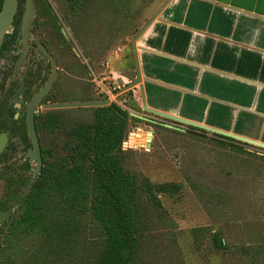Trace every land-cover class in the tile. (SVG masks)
<instances>
[{
	"label": "rangeland",
	"instance_id": "1",
	"mask_svg": "<svg viewBox=\"0 0 264 264\" xmlns=\"http://www.w3.org/2000/svg\"><path fill=\"white\" fill-rule=\"evenodd\" d=\"M69 1L40 0V25H43L45 34H51L54 29L51 18L54 19L76 56L86 63V69L90 62L94 63L87 45L97 47L107 32L112 31L110 35L116 32L119 22L122 30L119 36L115 34L114 41L105 42L109 51L101 59L103 63L93 65L96 78L87 73L72 75L71 65L78 60L71 53L64 51L60 54L61 69L56 91L61 102L95 98L88 97L90 92L80 91L85 84L92 86L95 96L99 95L102 86L113 92V86L122 84L116 67L118 62L113 64L114 59L119 61L116 48L128 46L131 52L132 40L158 3H152L153 0H91L86 4L87 12L76 19L70 15ZM117 1L124 2V5ZM126 71L135 74L133 70ZM131 96L127 92L123 97L113 95L111 99L130 112L141 113L131 108ZM49 112L60 113L61 127L46 138L45 144L56 145V155H59L65 152L63 145L68 137L67 129L78 123L92 122L95 107L51 109ZM149 129L154 130L151 146L147 145ZM126 141L125 166L132 172L148 177L154 183L185 185L180 193L161 197L171 219L169 226L159 224L143 235L133 264H224L208 240L201 249L195 245L192 231L206 226L223 232L233 246L264 242L263 149L252 146L241 149L232 141H226L233 144V147H227L218 143V138L211 132L204 138L134 119L129 121ZM34 169L35 163H32L27 177ZM2 173L0 167V193L6 186ZM196 184L208 193L204 199L194 189ZM12 205L15 216L19 206L16 202ZM2 239L0 232V244ZM77 264L93 263L83 260Z\"/></svg>",
	"mask_w": 264,
	"mask_h": 264
},
{
	"label": "trees",
	"instance_id": "2",
	"mask_svg": "<svg viewBox=\"0 0 264 264\" xmlns=\"http://www.w3.org/2000/svg\"><path fill=\"white\" fill-rule=\"evenodd\" d=\"M90 1L70 0L69 6L84 12ZM129 94L131 108L140 111L133 91ZM130 119L140 121L116 103L95 107L92 122L67 129L64 153L56 155L57 146L51 145L55 151L44 153L36 177H19L16 186L10 181L12 194L21 196L17 214L0 228V264H133L143 235L159 224L169 226L161 197L178 194L185 185L154 183L125 166L123 145ZM214 136L227 147L233 144L226 141L241 149L255 147ZM29 184L28 194L19 191ZM193 187L202 199L208 194L197 184ZM192 233L198 249L208 240L224 264H264V242L233 246L223 232L209 226Z\"/></svg>",
	"mask_w": 264,
	"mask_h": 264
},
{
	"label": "crops",
	"instance_id": "3",
	"mask_svg": "<svg viewBox=\"0 0 264 264\" xmlns=\"http://www.w3.org/2000/svg\"><path fill=\"white\" fill-rule=\"evenodd\" d=\"M137 43L149 107L264 142V0H171Z\"/></svg>",
	"mask_w": 264,
	"mask_h": 264
},
{
	"label": "flooded vegetation",
	"instance_id": "4",
	"mask_svg": "<svg viewBox=\"0 0 264 264\" xmlns=\"http://www.w3.org/2000/svg\"><path fill=\"white\" fill-rule=\"evenodd\" d=\"M4 2L5 0H0V11L3 9ZM118 3H121L122 6L124 5V2ZM27 4V0H17V9L11 23V29L4 34L0 46V136L2 134H6V145L0 155V167L3 171L2 177L6 180V186L2 193H0V210L11 212L10 217L0 225V228L11 219L13 212L15 211V207L14 205H12V202H16L19 206L18 200L20 199L21 195L14 196L12 194L15 189L10 181L14 179V185L16 186V184L18 185L19 183V177L27 178V172L29 171V168L26 161H29L30 168L31 164L35 163L36 168V161L30 162L29 157H27V153L32 147V140L28 132L27 118L28 108L33 97L46 84L52 71L51 60L45 54L43 48L47 49L53 56L58 67V75L59 70L61 69L59 65L60 54H64L65 52H67L71 53L70 55H72V57H75L76 61L78 60L77 63L74 62V64L71 65L72 67L70 73L72 75L75 76L81 75L82 73H87V75H93L96 78L93 65H97V63L98 65H100L101 63H103V56L106 55V53L109 51V47H106L107 43L105 42L114 41L115 34L116 36H119V32L122 30V28L119 27V22L117 23L116 32L111 35L110 33L112 31L107 32L104 37H101L100 43L97 47H95V45H87V50L91 55V59H94V63L92 64L90 62L88 69H86V63L82 62L79 57L76 56V54L72 50L70 42L68 41V39L64 38L58 23L54 19L51 18L52 26L54 27L53 33H44V27L43 25H40V0H32V5L34 7V16L32 18L31 25L28 27V34H26V36L24 35L23 22L27 11ZM84 12L87 11L84 10ZM84 12L83 10H78L72 4L70 5V15L72 17L77 19V17ZM131 52L129 51L128 46H119L116 48L115 53L117 54V57L121 59V61H118L119 65L116 64V67H118L117 70L120 75V80L122 81L121 85L117 84L116 86L112 87V96L114 95L116 98L123 97L127 92L133 91L135 88L133 87L129 90H124L127 85L135 81H124V77L127 74L124 64V58L128 55V53L131 54ZM96 53L98 54L96 55ZM106 64L107 66L110 65L109 62H107ZM113 64H115V62ZM56 81L48 95L41 100L35 112L36 132L39 137L42 155H44V153L55 151L54 149H50L49 145L45 144V140L47 137H50V135L54 134L57 130H60V113L49 112L51 109H44L42 107V105L45 103L61 102L56 91ZM80 91L90 92L88 97L94 96L95 98H84L78 99L76 101L110 99L111 104H118L116 101H112L114 99L105 97L101 90H99L98 96L93 95L92 86H86L85 84L84 88L80 87ZM139 114L144 115L142 112ZM145 115L158 121V123L150 122L140 118L138 119L150 123L151 125L162 127L165 126L160 123H171L170 120H161L151 114ZM50 119H53L52 124H46L49 123ZM188 129L190 132L186 133L189 134H195V132H198V130H196L195 128L188 127ZM203 133L208 134V132L206 131H204ZM52 146L54 147V145ZM5 152L6 156L3 157V154ZM28 186L24 188L20 187L19 191L21 193L28 194L30 192L29 191L27 193Z\"/></svg>",
	"mask_w": 264,
	"mask_h": 264
},
{
	"label": "water",
	"instance_id": "5",
	"mask_svg": "<svg viewBox=\"0 0 264 264\" xmlns=\"http://www.w3.org/2000/svg\"><path fill=\"white\" fill-rule=\"evenodd\" d=\"M27 11L24 17V22H23V33L26 36L28 34V27L31 25L32 18L34 16V7L32 5V0H27ZM171 0H167L161 8L154 14V16L144 25V27L139 31V33L136 35L135 39L132 41L133 45V51H134V57H135V63H136V69H137V79L127 85L124 90H129L135 86H139L141 89V95H142V104H143V110L146 112V114H151L153 116H156L157 118L161 120H170L171 123H160L163 126L182 131V132H190L188 127L191 128H196L198 132H195L200 137H207L206 133H203L204 131L206 132H212L218 135H223L227 136L230 138H233L237 141L248 143L250 145H253L255 147L261 148L264 150V142L255 140L249 137H245L242 135H238L229 131H225L222 129L214 128L209 125H205L203 123L191 121L189 119H185L183 117H180L178 115H174L171 113H167L164 111H160L157 109H153L147 105L146 98L144 95V90H143V85H142V73L140 69V63H139V57H138V43L137 41L140 39V37L144 34V32L149 28V26L154 22V20L157 19V17L160 15L164 7L170 2ZM17 9V0H5L3 9L0 11V46L3 40L4 34L11 29V23L15 14V11ZM45 51V54L49 57L52 63V71L51 75L46 82V84L40 89V91L35 94L33 97L29 108H28V118H27V124H28V132L29 136L32 140V147L27 153V157H29L30 162L36 161V168L33 173V176L36 177L40 172L43 167V155H42V149L39 141L38 134L36 132V125H35V112L37 106L40 104L41 100L48 95L50 90L52 89L57 75H58V67L57 64L51 55V53L43 48ZM111 104L110 99H105V100H89V101H70V102H55V103H45L42 105L44 109H63V108H80V107H99V106H106ZM131 115L147 120L150 122L158 123V121L146 116L142 115L139 113H134L131 112ZM149 133L147 145L151 146L153 136H154V130L149 129L147 130ZM6 145V134H2L0 136V155L2 151L4 150V147ZM127 141H124L123 147L126 148ZM32 185H29L27 188V193L31 190ZM10 211H3L0 210V225L6 221L10 217Z\"/></svg>",
	"mask_w": 264,
	"mask_h": 264
},
{
	"label": "built area",
	"instance_id": "6",
	"mask_svg": "<svg viewBox=\"0 0 264 264\" xmlns=\"http://www.w3.org/2000/svg\"><path fill=\"white\" fill-rule=\"evenodd\" d=\"M101 91L103 92V94L105 95V97H112V92L111 90L105 88V87H101Z\"/></svg>",
	"mask_w": 264,
	"mask_h": 264
},
{
	"label": "bare ground",
	"instance_id": "7",
	"mask_svg": "<svg viewBox=\"0 0 264 264\" xmlns=\"http://www.w3.org/2000/svg\"><path fill=\"white\" fill-rule=\"evenodd\" d=\"M148 137H149V135H148Z\"/></svg>",
	"mask_w": 264,
	"mask_h": 264
}]
</instances>
